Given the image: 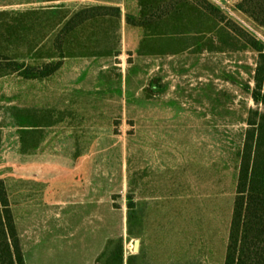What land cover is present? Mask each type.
I'll list each match as a JSON object with an SVG mask.
<instances>
[{
	"label": "crops",
	"instance_id": "crops-1",
	"mask_svg": "<svg viewBox=\"0 0 264 264\" xmlns=\"http://www.w3.org/2000/svg\"><path fill=\"white\" fill-rule=\"evenodd\" d=\"M94 6L119 8L121 16L77 24ZM141 14L140 0H0L2 61H63L38 80L0 67V180L13 211L56 208V264H175V250L194 257L188 264H205L199 237L179 243L173 236L181 230L170 226L198 222L188 209L205 207L197 196L230 160L238 128L243 145L255 102L236 87L222 88L216 71L211 86H198L205 64L251 51L153 43L143 27L127 24ZM189 62L204 65L197 71Z\"/></svg>",
	"mask_w": 264,
	"mask_h": 264
},
{
	"label": "trees",
	"instance_id": "trees-1",
	"mask_svg": "<svg viewBox=\"0 0 264 264\" xmlns=\"http://www.w3.org/2000/svg\"><path fill=\"white\" fill-rule=\"evenodd\" d=\"M140 6V18L128 16L127 24L143 27L144 35L152 39L153 43H219L220 49L224 51H251L257 55L254 83L244 88L257 107L249 110L243 145L237 153L239 166L236 197L229 221L224 264H264V43L256 33L217 4L216 0H140ZM231 10L238 12L256 26L264 28V0H235ZM108 15L120 18L121 10L94 6L77 15L75 20L77 24H81L84 19L94 20ZM61 55V58L65 57L64 53ZM1 59L0 56L2 70L19 73L29 80L48 78L63 65L62 60L32 66L12 61L4 62ZM131 212L130 200V232ZM0 264H28L15 214L2 180Z\"/></svg>",
	"mask_w": 264,
	"mask_h": 264
},
{
	"label": "rangeland",
	"instance_id": "rangeland-1",
	"mask_svg": "<svg viewBox=\"0 0 264 264\" xmlns=\"http://www.w3.org/2000/svg\"><path fill=\"white\" fill-rule=\"evenodd\" d=\"M220 1L232 12L231 9H233L235 5V0L230 3H227L225 0ZM234 15L241 21L245 20V17L239 13H234ZM234 15L232 16L234 17ZM251 26L253 28L255 27L254 24H251ZM252 27L251 30L258 34L259 32L255 31ZM262 36H264V34L260 33L259 37L264 39ZM208 59L209 58H207V61L211 62V60ZM235 61L232 60V63L226 61L220 62L219 66L205 64V84H200L199 82L198 87L201 88L206 86L205 88H207L209 85L211 86V82H213L211 76L214 77V74L217 72L221 75L219 83L222 88L236 87L239 91H244L245 86L251 84L253 85L257 55L252 52L245 55H237V59ZM203 65L204 64L201 63H188L189 68L197 71H201L200 68H202ZM32 66H39V64L32 63ZM169 71L173 72L172 69ZM49 85L55 86L56 80L50 81L48 86ZM44 89H46V87ZM232 98V96H227L225 98L226 103H230ZM247 99H249L248 94L243 95L242 99L238 97V111L236 118L238 122L244 118L242 116L246 115V112L241 111V109L248 108L249 101H247ZM253 108H256L255 103ZM247 112L249 115V111ZM237 131V144L229 146L230 160H222V163H220L214 170L215 173L220 175L218 177H214V185L212 177L206 178L207 180H210V183L205 186L206 190L202 192L203 194L200 193L197 196V201H199V203L203 202L205 207L197 209L189 208L188 212L186 211L187 214L189 213L190 215L187 217L188 219L192 221V217H194L199 223L184 222L183 224H172L170 226L171 231H176V228L181 230V234L174 233L175 237L173 236L175 240L176 238H179L177 239L179 243H182V241L189 243L192 239L195 240L196 237H199L198 249H203L205 253L204 256H202L205 264H224L229 221L231 220V214L236 197V183L233 177H235L238 173L237 169L239 166V160L237 153L242 146L240 144L242 141V132H240L239 128ZM221 148L222 156L227 155L226 151L229 150L228 145L222 144ZM233 148H235V151H233ZM227 163H230L231 165L233 164L229 170L226 168ZM14 212L23 239V248L27 258V263L56 264V208L17 207L14 209ZM177 252L178 251L175 250V256L171 257V259L175 261V264H188L187 262L190 263L194 258L191 255H182L179 257Z\"/></svg>",
	"mask_w": 264,
	"mask_h": 264
},
{
	"label": "built area",
	"instance_id": "built-area-1",
	"mask_svg": "<svg viewBox=\"0 0 264 264\" xmlns=\"http://www.w3.org/2000/svg\"><path fill=\"white\" fill-rule=\"evenodd\" d=\"M82 1H86V0H82ZM227 3H230L231 1H233V0H225ZM216 3L217 4H220L225 10H227L230 14H232V15H234V13H232L231 11H230V9H228L227 8V6H225L220 0H216ZM234 17H235V15H234ZM237 18V17H236ZM239 21H241V20H239ZM242 23H243V25L244 26H246L248 29H250L251 30V27L247 24V23H244L243 21H241ZM254 32V31H253ZM255 33V32H254ZM258 35V37H259V34H257ZM259 39H261V40H263L264 41V39H262V38H260L259 37Z\"/></svg>",
	"mask_w": 264,
	"mask_h": 264
},
{
	"label": "water",
	"instance_id": "water-1",
	"mask_svg": "<svg viewBox=\"0 0 264 264\" xmlns=\"http://www.w3.org/2000/svg\"><path fill=\"white\" fill-rule=\"evenodd\" d=\"M136 247H138V243L136 244Z\"/></svg>",
	"mask_w": 264,
	"mask_h": 264
}]
</instances>
